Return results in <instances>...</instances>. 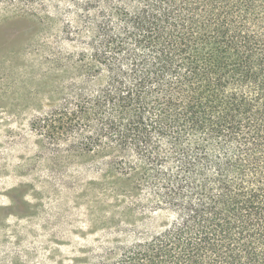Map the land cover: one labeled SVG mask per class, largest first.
Returning a JSON list of instances; mask_svg holds the SVG:
<instances>
[{"label":"trees","instance_id":"1","mask_svg":"<svg viewBox=\"0 0 264 264\" xmlns=\"http://www.w3.org/2000/svg\"><path fill=\"white\" fill-rule=\"evenodd\" d=\"M65 1L94 85L34 128L106 156L163 216L88 264H264V0Z\"/></svg>","mask_w":264,"mask_h":264},{"label":"rangeland","instance_id":"2","mask_svg":"<svg viewBox=\"0 0 264 264\" xmlns=\"http://www.w3.org/2000/svg\"><path fill=\"white\" fill-rule=\"evenodd\" d=\"M43 1L24 13L0 4V264H88L163 216L106 156L56 149L34 128L82 81L94 85L75 10Z\"/></svg>","mask_w":264,"mask_h":264},{"label":"clouds","instance_id":"3","mask_svg":"<svg viewBox=\"0 0 264 264\" xmlns=\"http://www.w3.org/2000/svg\"><path fill=\"white\" fill-rule=\"evenodd\" d=\"M29 197H26L28 199ZM9 204V201L7 199H0V205H7Z\"/></svg>","mask_w":264,"mask_h":264}]
</instances>
